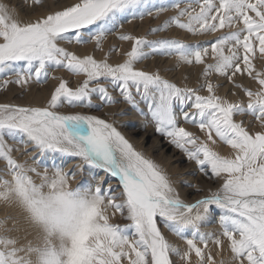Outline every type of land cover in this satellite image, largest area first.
<instances>
[{"label":"snow or ice","instance_id":"1","mask_svg":"<svg viewBox=\"0 0 264 264\" xmlns=\"http://www.w3.org/2000/svg\"><path fill=\"white\" fill-rule=\"evenodd\" d=\"M29 7L36 17L22 21L0 4V92L15 86L23 96L33 85L56 84L43 105L0 102V161L33 193L38 189L25 171L36 169L13 158L9 140L35 153L30 159L45 174L44 158L53 156V187L81 177L74 190L49 198L58 206L53 224L70 241L49 264H264V0H31ZM169 12L143 35L122 31ZM172 28L211 39L148 38ZM109 37L130 49L113 44L105 50ZM89 44L101 58L62 46ZM113 53L123 60L111 63ZM154 57L174 58L175 65L137 67ZM197 67L194 87L161 74ZM57 71L81 79L73 87ZM238 75L256 87L238 82ZM239 93L246 103L228 98ZM120 104L127 108L104 113L111 119L93 114ZM129 112L194 170L174 179L138 150L120 130L136 126H118L115 119ZM57 155L75 161V171L56 164ZM197 173L210 182L207 189L187 178ZM181 188L198 198H182ZM116 215L127 223L110 222ZM211 224L219 230H206ZM225 245L230 256L217 259Z\"/></svg>","mask_w":264,"mask_h":264},{"label":"rangeland","instance_id":"2","mask_svg":"<svg viewBox=\"0 0 264 264\" xmlns=\"http://www.w3.org/2000/svg\"><path fill=\"white\" fill-rule=\"evenodd\" d=\"M30 2L31 0H0V4L7 6L9 9L15 10L17 12L18 18L21 19L22 21L29 19L34 20L36 17L37 13L33 12L32 9L29 7ZM72 2L73 0H62V3L64 4H71ZM172 14L173 13L171 12L165 13L158 19H151L146 17L143 21L135 20L131 24H125L122 31L130 32L135 35H143L149 28L157 26L167 16H170ZM160 37L180 38L186 40V42L188 43H193L197 40L203 41V40L211 39V37H207V36L193 37L174 28L169 29L168 31L163 33H157L156 35L149 36L148 38L157 39ZM113 44L119 47L121 49V52L130 49V44L128 42L118 41L114 37H109L108 40L105 41V45H104L105 50H107ZM62 46L69 47L70 50H75L80 54H94L97 58L102 57V53L93 52V47L91 44L86 46H77V45H62ZM122 60H123V56L116 53H113L110 58L111 63L121 62ZM174 65H175L174 58L154 57L141 62L140 64L137 65V67L142 68L146 71H154L157 68H164V67L173 68ZM257 66L259 67V61H257ZM199 70H200L199 67L195 69H187V70L184 68H180L172 72H162L161 74L164 75L166 78L172 80L173 82L177 83L178 86H185L186 84L187 86L194 87L196 84V73L199 72ZM53 74L68 79L70 81V86L73 87L76 85L77 81L81 79L78 77H72L70 76V74L65 73L63 71H57ZM185 75H188L189 77L187 80L184 79ZM236 79L238 82H242L244 85L250 86L253 89L256 87V85L250 80H248L246 77H240L238 75ZM55 84L56 81L49 80V82L46 85H33L32 90L23 96L18 95L19 89L13 86L11 91L0 92V102H13L21 105H33V106L43 105L48 93L52 90ZM221 89H220V94L221 95L225 94V89L224 88ZM201 94L205 95L206 93L202 92ZM228 98L230 100L240 99L243 100L245 103L247 101V98L244 97L242 93H239L237 96H232L231 94H229ZM126 108H127L126 105L120 104L111 107H105L101 112L93 113V114L101 115L105 119H111L112 117L110 116H104V113L116 112L119 111L120 109H126ZM60 111L87 112L88 110L69 109L67 107H64L60 109ZM115 119L117 120L118 126L120 124H134L136 126L135 128L121 127L120 130L124 132V134L132 141V143L136 146L138 150L144 151L146 155L150 156L158 164L162 165L174 179L176 177L181 176L182 174H187L194 170V165L184 160L183 155L177 152L175 149H173L166 142H164L162 138L157 137L152 127H148L146 129L141 130L140 129L141 120L139 117H136L134 113L129 112V115L127 117H116ZM185 126L189 127V130L197 131L195 129H192L191 126H187V125ZM252 130H257V129H252ZM197 134H199L198 131ZM8 143L14 149L12 152L13 158L19 164L23 165L25 170L29 168L36 169L35 172L25 171V175L29 178L31 185L35 186V188L38 189L39 193H37L38 195L36 193L34 194L31 188L27 184L19 183L16 178L17 173L9 170L6 167L5 162L0 161V262H2V264H49V261L52 259L59 261L60 256L58 254L62 253L63 250H67L70 247V241L53 224L52 216L53 213L57 211L58 206L53 205L49 198L52 197L55 192L74 190L78 185V183L80 182L81 177L78 174L75 179H69L68 180L69 182L65 184L62 187V189L59 188L58 186L53 187L51 184V181L53 180V173L51 172V164L53 163L54 158L51 154L44 158L45 163H47L50 166L49 171L45 174L43 167L35 165L34 162L30 159L31 155H36L35 153L25 154L23 149L20 148V146L15 142L9 140ZM160 144H162L163 147H160ZM17 148H19L20 150H15ZM218 150L221 151L222 154H228L229 152L227 146H222V145L218 146ZM66 159L67 158L65 157H60L59 155H57L55 157V163L63 164L65 171H75L74 167L67 168L66 164L68 163V161L71 160H68L65 163L64 161ZM71 163L74 164L75 161H71ZM187 178L191 179L193 183H198L201 187L205 189H207L210 185V182L206 178L201 177L199 173H197L195 177L189 176ZM215 186L216 185L214 184L212 185L213 188H215ZM188 191L191 190L186 188H181L180 189L181 197L188 199L189 202L198 198L195 194L191 197H186V193ZM16 195L17 196L20 195L21 197L18 196L19 197L18 198L16 197ZM20 198L22 199V201H24V203L21 202ZM14 200H17L18 202ZM110 222L119 223V224L127 223V221L123 220L119 215L112 217ZM36 225L39 228V233L44 232L45 236H47L46 238L52 237L56 239L51 244L53 247L52 252L44 253V251H42L43 254L40 257L31 259L29 254L30 251L29 253H23L24 250H29L28 248L30 246H24L19 244L14 245L12 239L15 236L17 237L15 239L16 242H19L21 240V242L24 244L25 236L27 235V232L22 231L23 228L25 226H28V228H32ZM162 230L164 231L165 236L170 241L178 242L177 239L166 229L162 228ZM206 230L218 231L219 229H218V225L211 224L208 226ZM15 231H17V233L13 234V232ZM58 233L61 234L58 235ZM36 234L37 233H35V235ZM28 244L31 243H27L25 245ZM41 247L42 246L36 245V247L34 248V252H38V250L42 249ZM216 251L217 250L215 249V247L212 246V252L214 256L216 255ZM229 256H230V252L227 250V246L225 245L224 251L221 252V256L217 257V259L220 258L227 259Z\"/></svg>","mask_w":264,"mask_h":264},{"label":"bare ground","instance_id":"3","mask_svg":"<svg viewBox=\"0 0 264 264\" xmlns=\"http://www.w3.org/2000/svg\"><path fill=\"white\" fill-rule=\"evenodd\" d=\"M222 90V89H221ZM58 158V157H57ZM60 159V158H59ZM67 165V168L68 167H73L72 165H73V163H71V161H68V163L66 164ZM66 169V168H65ZM73 181V180H72ZM69 181H67L65 184H67ZM12 183V182H11ZM15 183V182H14ZM65 184H63V185H60V186H58L59 188H61L62 189V187L65 185ZM13 185V184H12ZM11 185V186H12ZM58 188V189H59ZM22 192V191H21ZM30 193V192H29ZM39 193V192H38ZM23 194V193H22ZM35 194V193H34ZM37 194V193H36ZM38 195V194H37ZM18 196H20V195H18ZM17 195H16V197H18ZM21 197V196H20ZM33 197V196H32ZM39 197V196H38ZM19 198V197H18ZM45 198V197H44ZM40 199V198H39ZM17 200H19V199H17ZM17 200H14V201H17ZM20 200H21V202H23L24 203V201H22V199L20 198ZM18 202V201H17ZM34 204V203H33ZM2 206V205H1ZM6 209V208H5ZM9 210V209H8ZM3 211H4V208H3ZM6 211V210H5ZM12 214V213H11ZM21 230V229H20ZM22 231H26L27 232V235L25 236V242H24V244L21 242V240L19 241V242H16L15 241V239L17 238V237H13V239H12V241H13V243H14V245H24V246H32L31 248L29 247L28 249L29 250H24L23 251V253H29V251H30V258L31 259H35L36 257H40L43 253H42V251H44V253H46V252H52L53 251V247H52V243L55 241V239L56 238H46L47 236H45V234H44V232H41V233H39V228H38V226L36 225V226H34V227H32V228H28V226H25L24 228H23V230ZM17 233V231H15V232H13V234H16ZM35 233H37L36 235H35ZM61 233H58V235H60ZM21 238V237H20ZM22 239V238H21ZM3 243V242H2ZM9 243V242H8ZM27 243H31V244H28V245H25V244H27ZM50 244V245H49ZM36 245L37 246H42L41 248L42 249H40V250H38V252H34V248L36 247ZM68 245V244H67ZM24 246H22V247H24ZM23 250V249H22ZM33 252V253H32ZM35 253V254H34ZM49 254V253H48Z\"/></svg>","mask_w":264,"mask_h":264}]
</instances>
